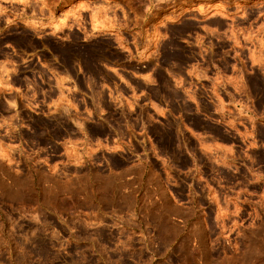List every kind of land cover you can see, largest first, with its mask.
Masks as SVG:
<instances>
[{
	"label": "rangeland",
	"instance_id": "rangeland-1",
	"mask_svg": "<svg viewBox=\"0 0 264 264\" xmlns=\"http://www.w3.org/2000/svg\"><path fill=\"white\" fill-rule=\"evenodd\" d=\"M3 6L0 264H264V0Z\"/></svg>",
	"mask_w": 264,
	"mask_h": 264
},
{
	"label": "clouds",
	"instance_id": "clouds-1",
	"mask_svg": "<svg viewBox=\"0 0 264 264\" xmlns=\"http://www.w3.org/2000/svg\"><path fill=\"white\" fill-rule=\"evenodd\" d=\"M157 2H158V3H166L167 0H157ZM5 3H8V4H17V3H19V4H27V3H28V0H0V16H4L5 13L8 12V8H6V7L3 6ZM84 7H85L84 5H80V8L83 9ZM146 11H148V12L151 11V5H150L148 8H146ZM200 11L203 12V9H200ZM68 15H69V16H73V17H75L77 21L79 20V17L76 15L75 12L69 13ZM66 20H67V16L65 17L64 20H61L59 24L53 25V30H52V33H51L52 36L55 37V36L57 35V33H59L60 31L63 30V27L66 25ZM92 21H93V23H92V33H88V34L85 35V37H84L85 42H87V40L89 39V36L92 35V34H94L95 31L97 30V28L100 27V25L97 24V23L95 22V21H96V12H95V11L92 12ZM6 23H7V25H12V24L14 23V21H13V20H7ZM24 24H25L26 27H29V28H32L33 30H35V27H36V21H35V20H27V19H26V20H24ZM37 38H42V37H39V36H38ZM65 40H66L67 42H70L69 38H67V37L65 38ZM200 42H201V41H198V43H200ZM9 46H10V45H9ZM45 67H46V65H45ZM136 75L139 76V78L142 79L146 84L154 85V84L156 83V81H155V80L153 79V77H152V73H148V74H146V75H142V76H141L140 74H136ZM67 79H70V78H69V77H64V78H62V79L58 82V85H63L64 81L67 80ZM120 79H121L125 84H128V81H127V80H124V77L121 76ZM176 84H177V87H181V86H182V82H181V81H176ZM129 86L131 87V85H129ZM0 87L6 88L7 91H9V92L13 91L12 86L9 85V84H3V85H0ZM28 87H29V90H32V85H31V84H29ZM15 91L18 92L19 89H15ZM69 91H72V90L70 89ZM133 94H135V90H134V89H133ZM61 98H62V99L64 98L63 95H62ZM188 98L191 99V100H193V101H195V98L192 97V96H189ZM136 99L138 100L139 97H136ZM7 104H8V105L10 106V108H12V109H15V108L17 107V104H16V101H15V100H8V101H7ZM53 104L55 105L56 102L54 101ZM151 106H152V107L156 110V112H158L161 116L164 115V110H163L162 108H160L157 104L153 103ZM29 107H31L32 110L35 111V108H34L32 105H29ZM71 107L74 108L75 105H71ZM130 108H131V105H130ZM219 110H220V109H218V111H219ZM64 112H65V113H68V112H69V107H65V108H64ZM89 115H91V113H89ZM100 116H101V118L104 116V111H103V110H101V112H100ZM74 123L76 124V126H77L81 131H83V128H84L83 124L79 123V121H74ZM107 151H109V152H114L115 149H113V148H107Z\"/></svg>",
	"mask_w": 264,
	"mask_h": 264
}]
</instances>
